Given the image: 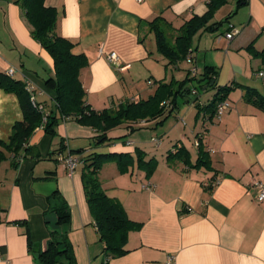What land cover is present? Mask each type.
<instances>
[{"label": "crops", "instance_id": "obj_1", "mask_svg": "<svg viewBox=\"0 0 264 264\" xmlns=\"http://www.w3.org/2000/svg\"><path fill=\"white\" fill-rule=\"evenodd\" d=\"M18 1L0 0V74L13 69L11 79L33 86L42 117L56 115L55 93L46 85L54 79L53 60L31 36ZM208 2L44 0V5L56 11L55 34L73 44V54L86 57L88 64L79 73L84 100L102 111L147 100L159 81L187 79L188 71L167 65L145 45L148 31L143 26L161 17L178 29L204 15ZM223 20L213 31H199L191 60H184L201 74L211 68L215 88L196 90L194 80L185 87L197 93L177 96L171 111L106 133L131 141L96 144L97 131L61 119L54 136L37 127L15 158L0 146V264H40L38 254L46 250L50 232L66 236L76 264H101L103 244L85 200L83 164L69 174L63 161H81L94 152L132 156L123 173L108 162L98 177L106 195L122 205L129 220L141 224L127 235V253L107 264H264V202H257L253 187L264 185V109L251 103L264 97V66L247 50L249 45L255 52L264 48V0H247L240 7L237 0H226L209 24ZM224 24L227 28L214 36ZM231 30L237 34L227 40ZM110 53L118 58L115 65L105 59ZM162 65L168 71L176 68V75L170 72L167 80ZM231 84L237 87L226 97L229 108L217 118L206 106L218 87ZM208 91L210 96L204 94ZM21 120L17 97L0 89V142H9L14 123ZM116 129L118 137L112 136ZM178 146L187 150L191 165L204 153L208 165L187 168L168 161ZM138 158L152 164H138ZM64 204L70 221L59 226L56 211Z\"/></svg>", "mask_w": 264, "mask_h": 264}, {"label": "trees", "instance_id": "obj_2", "mask_svg": "<svg viewBox=\"0 0 264 264\" xmlns=\"http://www.w3.org/2000/svg\"><path fill=\"white\" fill-rule=\"evenodd\" d=\"M18 3L26 21L31 26V36L48 52L53 60L54 79H48L46 85L55 93L57 114L47 113L43 124L44 132L50 136L55 135V128L61 119L74 120L76 123L91 127L99 133L96 144L109 142L112 140L106 136L109 130L124 123L158 118L174 106L177 96L188 97L192 94V90L185 87L188 82L192 83L197 80L199 85L194 86L196 90L205 91L215 88L216 73L211 68H205L201 80L197 78V75L189 78L188 71L187 79L184 81H171L169 83L159 81L154 94L147 100L128 102L120 105L116 110L94 111L84 100L85 92L79 80L81 69L88 64L87 59L83 54H73L71 52L73 44L55 34L57 21L55 9L45 7L44 0H19ZM246 3L247 0H237L238 7ZM225 4L226 0H209L204 15L191 17L178 29H172L161 17L146 22L143 27L147 29L148 33L154 35L156 51L167 60V65H176L183 62L186 57L191 56L192 39L196 33L213 31L224 23L223 20L209 24L215 13ZM227 20L228 18L225 21ZM247 50L253 56L259 57L264 66V48L260 52H255L253 46L249 45ZM236 87V84L218 87L211 102L206 106L212 115L216 112L217 104L225 101L228 93ZM0 89L14 94L22 111V120L14 123L9 142L7 144L0 142V146L13 154L15 158L33 131L41 125L43 117L41 111L37 110L36 106L31 103L29 94L21 82L11 79L5 74H0ZM252 95L253 93L249 96L250 101L251 98L253 99ZM254 101L251 103L264 109V97L261 96L260 99H254ZM196 107L200 111L199 106L196 105ZM204 154H201L195 164L191 165L187 150L178 146L174 152L167 155V160L179 161L187 168H199L209 163ZM0 159H3L2 153H0ZM131 160L132 156L125 153L103 154L96 152L86 155L81 160L83 164L81 179L85 200L94 220L99 240L103 244L104 259L101 264H107L108 259L126 254L127 251L124 247L127 235L131 231H137L141 224L129 220L122 205L116 199L106 195L101 187L98 173L102 166L108 162H115L119 171L123 173ZM137 162L144 166L152 164L151 161L142 163L141 158H138ZM56 194H58L57 190L53 192V195ZM56 214L57 225L69 223L70 213L65 204L61 210L56 211ZM49 237L50 241L46 250L38 254L40 264L60 262L76 264L71 244L66 236L64 234L58 235L57 232H50Z\"/></svg>", "mask_w": 264, "mask_h": 264}, {"label": "built area", "instance_id": "obj_3", "mask_svg": "<svg viewBox=\"0 0 264 264\" xmlns=\"http://www.w3.org/2000/svg\"><path fill=\"white\" fill-rule=\"evenodd\" d=\"M236 34H237V31L236 30H231V31H229L228 33L225 34V38L227 40H231L233 38V36H235ZM105 59H106V61L108 63L114 64V65L116 64V62L118 60V58H117V56H116L115 53H110V54L106 55L105 56ZM187 59L188 60H191V56L187 57ZM190 73H191L192 76H196L195 68H193ZM13 74H14V70L13 69H9L6 72V76H8V77L13 76ZM258 76L259 77H262L263 74L262 73H259ZM24 89L29 94L31 103L34 106H36L37 110L40 111L39 105H37L35 103V98H34V95H33V86L30 84V82H26L25 83ZM196 93L197 92L195 90L192 92L193 95H195ZM228 108H229V103L226 100L220 102L219 104H217L215 116L217 118H220V116ZM46 115H43L42 122H41V125H40L41 127L43 126V124L45 122ZM197 145H198V143H196V146ZM63 161H64V163H65V165H66V167L68 169L69 174H73V172H74L75 168L77 167V165L81 163V161H80L79 158H74V157H67ZM253 187L257 190V194H256V200H257V202H259V203L264 202V185L258 182V183H254L253 184Z\"/></svg>", "mask_w": 264, "mask_h": 264}, {"label": "rangeland", "instance_id": "obj_4", "mask_svg": "<svg viewBox=\"0 0 264 264\" xmlns=\"http://www.w3.org/2000/svg\"><path fill=\"white\" fill-rule=\"evenodd\" d=\"M227 24H224L220 29H218V30H216V31H214V33H213V35L215 36V35H217V34H220V33H222L226 28H227ZM166 33H168V31H165ZM199 33V32H198ZM198 33H196L195 35H194V37H193V39H192V47L193 48H195V46H196V44L198 43V39H199V35H197ZM197 35V36H196ZM144 39H145V45L148 47H150V48H152L153 50H154V52L156 53V46H155V40H154V35L152 34V33H148V35H145L144 36ZM149 41H151L152 42V44H150L149 43ZM152 66H153V68H157V66L155 67V64L154 63H152ZM170 66V65H169ZM159 67V66H158ZM177 67H180V69H182V72H184V74H186V72L187 71H189V73H188V76H189V78L190 77H192V75H191V70L193 69V68H195V72H196V74H197V78L198 77H200L202 74H201V72H197V68H196V66L195 65H193L192 63H189V62H187V61H184V62H180V63H178V65H177ZM161 69V72L163 73L164 71L166 72V75H167V80H170V72H176L177 70H176V68H174V67H172L171 66V71L169 70H167L166 69V67L164 68L163 67V65L160 67ZM178 69V68H177ZM181 72V73H182ZM175 74V73H174ZM183 74V73H182ZM176 75V74H175ZM151 79V78H150ZM154 83V82H153ZM189 83V82H188ZM205 95H208V96H210V91H208L207 93H204ZM119 132H120V130L119 129H116L115 130V132H113L114 134H112V136H115V137H118V135H119ZM127 139H129V137L127 136V137H125V138H114V139H112L113 140V142H117V141H119L120 143L121 142H123V141H131V140H127Z\"/></svg>", "mask_w": 264, "mask_h": 264}, {"label": "water", "instance_id": "obj_5", "mask_svg": "<svg viewBox=\"0 0 264 264\" xmlns=\"http://www.w3.org/2000/svg\"><path fill=\"white\" fill-rule=\"evenodd\" d=\"M213 83V82H212Z\"/></svg>", "mask_w": 264, "mask_h": 264}]
</instances>
